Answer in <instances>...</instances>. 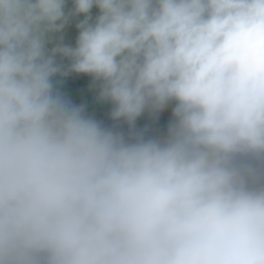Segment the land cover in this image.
<instances>
[{"label":"clouds","instance_id":"clouds-1","mask_svg":"<svg viewBox=\"0 0 264 264\" xmlns=\"http://www.w3.org/2000/svg\"><path fill=\"white\" fill-rule=\"evenodd\" d=\"M0 264H264V0H0Z\"/></svg>","mask_w":264,"mask_h":264},{"label":"rangeland","instance_id":"rangeland-1","mask_svg":"<svg viewBox=\"0 0 264 264\" xmlns=\"http://www.w3.org/2000/svg\"><path fill=\"white\" fill-rule=\"evenodd\" d=\"M72 0H66V11L71 10ZM98 10L93 7L90 15L95 18ZM83 17H75L70 19L69 24L64 29L63 42L68 45H74L78 31L75 25L82 20ZM67 63L66 61L64 62ZM56 89L64 96L82 101L86 113L93 116L95 119L103 122L106 126H112L115 122L109 117L111 105L101 103L97 100V89L92 84V78L86 75L70 74L65 78H54Z\"/></svg>","mask_w":264,"mask_h":264},{"label":"trees","instance_id":"trees-1","mask_svg":"<svg viewBox=\"0 0 264 264\" xmlns=\"http://www.w3.org/2000/svg\"><path fill=\"white\" fill-rule=\"evenodd\" d=\"M67 100H69L74 105H82V101H78L71 96L65 97ZM171 117V107L166 109L164 112H162L159 116V119L155 122L151 121L147 116L140 117L136 122L137 129H143L146 126L149 127L150 133L154 130L163 131L166 129L167 123ZM120 126V129L124 132L128 131L127 125H124L122 122H119L118 124Z\"/></svg>","mask_w":264,"mask_h":264},{"label":"water","instance_id":"water-1","mask_svg":"<svg viewBox=\"0 0 264 264\" xmlns=\"http://www.w3.org/2000/svg\"><path fill=\"white\" fill-rule=\"evenodd\" d=\"M114 124H117V125H118V124H119V122H115Z\"/></svg>","mask_w":264,"mask_h":264}]
</instances>
